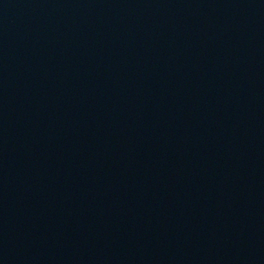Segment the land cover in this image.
<instances>
[{"label":"water","instance_id":"1","mask_svg":"<svg viewBox=\"0 0 264 264\" xmlns=\"http://www.w3.org/2000/svg\"><path fill=\"white\" fill-rule=\"evenodd\" d=\"M0 264H264V0H0Z\"/></svg>","mask_w":264,"mask_h":264}]
</instances>
